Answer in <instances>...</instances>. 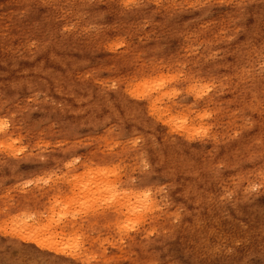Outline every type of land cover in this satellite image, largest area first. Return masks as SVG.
Listing matches in <instances>:
<instances>
[{
  "label": "rangeland",
  "instance_id": "obj_1",
  "mask_svg": "<svg viewBox=\"0 0 264 264\" xmlns=\"http://www.w3.org/2000/svg\"><path fill=\"white\" fill-rule=\"evenodd\" d=\"M0 264H264V0H0Z\"/></svg>",
  "mask_w": 264,
  "mask_h": 264
},
{
  "label": "bare ground",
  "instance_id": "obj_2",
  "mask_svg": "<svg viewBox=\"0 0 264 264\" xmlns=\"http://www.w3.org/2000/svg\"><path fill=\"white\" fill-rule=\"evenodd\" d=\"M146 203H147V202H146ZM146 203H145V204H146ZM150 205H151V204H150ZM137 207H139V205H137ZM151 208H152V205H151V207H150V209H149V210H151Z\"/></svg>",
  "mask_w": 264,
  "mask_h": 264
}]
</instances>
